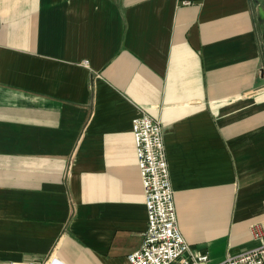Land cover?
Listing matches in <instances>:
<instances>
[{"label":"crops","instance_id":"0c3cea01","mask_svg":"<svg viewBox=\"0 0 264 264\" xmlns=\"http://www.w3.org/2000/svg\"><path fill=\"white\" fill-rule=\"evenodd\" d=\"M262 4L0 0V264H129L140 112L190 250L220 264L264 242Z\"/></svg>","mask_w":264,"mask_h":264},{"label":"built area","instance_id":"2783aa9c","mask_svg":"<svg viewBox=\"0 0 264 264\" xmlns=\"http://www.w3.org/2000/svg\"><path fill=\"white\" fill-rule=\"evenodd\" d=\"M137 166L144 194L147 227L140 246L129 252V264H209L206 253H195L189 248L177 226L170 170L159 121L140 112L131 120ZM251 236L262 239L259 226H252ZM23 264H55L31 261ZM220 264H264V242Z\"/></svg>","mask_w":264,"mask_h":264},{"label":"rangeland","instance_id":"374dc122","mask_svg":"<svg viewBox=\"0 0 264 264\" xmlns=\"http://www.w3.org/2000/svg\"><path fill=\"white\" fill-rule=\"evenodd\" d=\"M259 2L262 4V2L259 0ZM262 7H264V4H262Z\"/></svg>","mask_w":264,"mask_h":264}]
</instances>
